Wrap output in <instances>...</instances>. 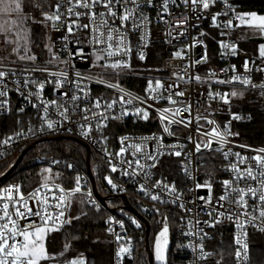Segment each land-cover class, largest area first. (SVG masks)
Wrapping results in <instances>:
<instances>
[{"label":"snow or ice","instance_id":"obj_1","mask_svg":"<svg viewBox=\"0 0 264 264\" xmlns=\"http://www.w3.org/2000/svg\"><path fill=\"white\" fill-rule=\"evenodd\" d=\"M148 5H152L153 0H146ZM176 4V0H162L161 8L162 13L160 18L163 19L165 15H171L169 11V4ZM182 3L186 10H191L193 12L209 11L213 6L217 4H223L225 7L216 13H211L209 15L211 18V23L213 27L218 29L219 36L221 39L217 40L221 52V56H237L239 54L238 43L236 40H231L233 33L238 29H249L250 33H245L241 31L239 39H244L245 35L257 36L264 39V15H258L255 12L251 13H240L236 11V8L229 3V0H182ZM134 5L137 9L139 8L138 0H56L54 4H50L48 8L45 9L42 0H33V7L40 10V15L43 17L39 23L50 24L51 27L64 26L62 23V17L64 16H75L79 19L81 16H86L89 18L91 23L78 25L84 29H90L92 33L91 43L94 46L95 52V62L92 64L93 68L99 69V73L95 75L94 82L97 84H102L108 88H119L121 92H124L120 88L119 84H113L111 80L105 79L106 76H120L123 74L125 69H130L131 65L126 59L127 53L131 51L130 47L125 43L127 33L129 30V22L132 29L139 30L143 28L148 22L146 16L137 17L136 11L130 8L129 5ZM179 7V5H176ZM25 0H0V16L16 17L9 20H5L0 23V36H4V44H12L15 42L16 46L13 47L12 53H14L19 61H27L32 63V67L27 66L22 68H11L8 67L4 61L9 60V55H0V97L7 96V84L6 81L10 76H15L17 72L21 73H35L41 72L47 76L54 77V79H45L43 82L36 79L26 78L23 81H17L21 83L23 87H28V85H38L39 91L36 93H29L28 95L39 96L40 91L45 87L46 83L53 85L54 91H59L62 98V102L58 103L56 100L44 102L41 101L40 105L34 104V107H39L43 115L41 119L44 121L40 131H44L45 127L49 131H56L58 127H62L61 121H54L49 116L50 106H55L59 111V116L63 121L71 120V113L78 112L81 116V120L85 123H78V128L80 129V135L85 138H89L93 129L102 130L107 127L104 123L109 119L120 120L125 116H135L137 119L148 121L150 118L149 109H154V104H148V100H166L170 105H176L173 109L171 107H165L162 109L155 108L159 115V119L162 124V131L168 136H174L175 132L172 130L173 125L182 126L187 129H191L193 123H195V133H190L187 136L189 142L194 144V151L189 153H182V151H174L169 153L177 157L184 155V160L181 161L182 169L184 173L191 176V163L192 157L202 152L209 153H220L225 160H229L230 156H235L236 161H229L226 170L234 173L231 179L223 180L222 186L224 188V193L219 195L215 202H213L211 189L212 184L209 181H205L203 184H197V188H207L209 190V196L200 197L197 196V201H203L207 208V214L209 220L203 223L207 224L209 227H215L217 224L223 223L224 220H230L236 226L237 231L243 232L245 239L242 241L239 236L234 237V242L236 244L235 258L239 260L242 256L244 261L248 260V248L247 243V231L246 225H251L257 227L259 231L264 232V148L259 150H252L256 152V155L252 157H243L238 152H232L231 147L225 150V145L231 144L229 137L237 136L238 133H233L231 131V119L221 128L215 120L209 119L210 115L209 109L211 105L205 107L201 110L200 100L188 101V100H177L176 97H185L186 89L182 88L178 81H185L184 75L180 72H173V77L175 79L169 82H162L159 79H149L146 88V97L141 98L139 96H132L131 93H124L118 99H113L111 101L103 100L102 97H98L94 102H91V107L85 106L80 107L79 101L84 97L89 96L90 89L83 82L85 80L92 81V76L85 77L82 73L76 72L75 79L69 80L68 73L66 71L60 70L56 72H51L48 67H38L35 65L37 56L35 54L29 55L30 49L26 46H21L19 44L20 39L27 40L26 30L22 29V24L24 21L31 19L25 14ZM64 9L61 12V9ZM104 9V11H98V9ZM199 19V17H196ZM116 19L120 20L118 26L115 25ZM111 21V22H110ZM167 22V21H165ZM73 24L76 21L72 22ZM189 23V17L181 13L175 20L173 28H184L185 25ZM69 32L73 31V27L69 25L67 27ZM20 31H25L23 37L20 36ZM186 32H177L173 36L172 29L169 30L167 35L172 37V39H178L180 36L185 35ZM208 34L201 32L199 37L193 38L192 43L187 47L177 50L173 53V59H190L187 56L189 49L202 47L204 49L203 53L200 55L199 59L191 60V63L180 65L179 68L181 72L187 73L189 68L195 69L201 64H206L209 60L207 45L204 43L203 37ZM14 37L9 39V37ZM144 38L142 37V40ZM143 48L147 47V43L142 44ZM21 50L24 54L21 55ZM51 50V49H49ZM74 56L84 57L85 53L83 49L73 54ZM116 57H120L117 59ZM145 54L143 51L139 54L140 60H145ZM58 59V57L53 56L47 63L52 64L53 60ZM257 59L261 61L260 65L256 66V70L264 73V43L258 45L257 48ZM11 63H16V61H11ZM61 63H67V61H61ZM256 61L251 57H248L243 62V68L245 73L251 72L253 69L250 67L251 64H255ZM6 69V70H4ZM231 69L236 71V66L231 65ZM222 71L227 72L228 69H223ZM216 76L214 70H210L208 73L209 80L211 77ZM189 80H195L200 82L202 77L200 75L193 74L188 77ZM234 82H239L243 85H251L256 87L257 85L252 84L251 79L247 75H233L228 79H218L213 83H218L221 85L232 84ZM67 85V88L65 86ZM259 87L264 88V84L259 85ZM179 89V90H177ZM17 91H20L18 88ZM167 92L165 96L163 93ZM79 93V94H78ZM82 94V95H80ZM21 95H24L21 92ZM242 92L231 91V92H220V91H208L207 100L216 101L219 100L223 104H230L231 98L242 96ZM127 96L128 99H125ZM28 97L25 96V99ZM66 102H63L65 101ZM134 101H139L140 104L146 105V107L134 106L131 110L124 107L122 111L118 114L114 111V106L119 104L123 105H133ZM7 103L6 100H0V108H3ZM96 110H100L97 112ZM112 110L109 115V111ZM22 111V109H21ZM187 113V116L183 115ZM195 113V114H193ZM180 116V119H176ZM171 117V118H170ZM232 119L240 120L242 117L236 113H232ZM95 121V123H93ZM203 121L204 123H201ZM205 123L211 125L210 129L205 128ZM32 132V129H28ZM71 131V129H68ZM24 135L23 130L17 132L16 136ZM13 137H9L4 140L3 143L7 144ZM101 141H106L107 136L103 135L101 131ZM131 138L128 136L120 137L121 148L119 152L110 153L106 149H102L106 157H108L109 171L110 173H116L120 171V175L124 177H135L142 174L145 181L151 180V175L146 171L147 168L156 167V162L160 155L157 154H146L143 158L148 161H152L151 164H141L140 157L137 156L141 153L142 147L140 144L127 143ZM143 140L151 139H161L160 137H144ZM213 143L217 146L213 147ZM173 148L176 145L171 146ZM182 147V146H181ZM241 147L248 148L247 145H241ZM130 149H134L131 152L133 157L136 159H120L117 164L112 162L114 157H123L125 152ZM250 161H255L254 165L247 167H241ZM57 163V162H54ZM67 167H71L68 165ZM131 169V171H129ZM139 170V171H137ZM45 172L51 173L52 169H45ZM103 179L111 186L112 190H116L118 185L113 181L111 175H105ZM81 178L76 177L75 187L69 190L56 185L57 189L65 195L55 196L53 195L51 199L57 201L56 204H50L47 195L41 200L39 198L40 188H37L32 194H30L29 199L32 200L31 205H29V200L25 199L24 194L19 191V186L13 185L4 191L7 193L6 196H0V264H41L42 261H53L57 258V255H64L63 252L59 254H50L47 252L44 239L50 231H58L64 223H70V219L61 218L65 216V212L61 209L70 206L66 204V198L74 195L75 193H80L82 191V186L80 184ZM244 182L246 187H238L240 182ZM249 181L255 182L258 186L254 187ZM42 188L48 189L47 182L41 185ZM158 191H154L157 190ZM138 191L144 196H147L153 202H159L162 204L171 203L179 207L184 213H191L192 209L186 207L184 203H179L180 194L174 183L169 184L166 179H160L152 181L150 184L142 183L139 185ZM16 193V195H13ZM164 194L173 197L171 200H166L163 198ZM87 195L91 197L92 193L88 192ZM251 201V202H250ZM82 203L84 201H81ZM95 203L94 201H90ZM225 203L229 207L225 208ZM197 207H201L197 205ZM52 209V211H49ZM223 209V211H221ZM152 211L156 215L161 216L158 223L162 224V228L159 233L155 236L154 241V254L155 259L158 264H167L166 255L167 248L169 244L170 226L168 223L169 217L166 214L160 213L159 208H153ZM86 215V213H85ZM243 218V219H242ZM73 219H79V217H74ZM130 222L135 225L136 228H140L141 224L132 217H129ZM180 221H184L185 217L181 216ZM23 221V224L21 223ZM259 221V224L256 222ZM120 227H124L122 221H117ZM191 223V221H188ZM201 222L197 219L195 225H193V231L184 232L183 226L181 227V232L186 236L199 235V232L203 231L199 229L195 230L196 225ZM111 230V229H110ZM207 236L201 237V242L198 247L200 248V255L198 259L204 260L211 257L213 253H208L204 251L203 239ZM122 237L117 235V240H121ZM129 247L121 245L119 253H127L131 256L132 248L131 241H128ZM65 250L69 247L65 245ZM195 251V248H194ZM118 253V255H119ZM66 264H84L83 260L73 259L71 261H66ZM219 264V262H216Z\"/></svg>","mask_w":264,"mask_h":264},{"label":"built area","instance_id":"obj_2","mask_svg":"<svg viewBox=\"0 0 264 264\" xmlns=\"http://www.w3.org/2000/svg\"><path fill=\"white\" fill-rule=\"evenodd\" d=\"M229 3H231L235 8L236 11H238L236 4L234 3V0H229ZM139 8L137 9L134 5H129L130 8H133L136 11L137 17L143 15L148 18V22L146 25L139 29L135 30L131 28L130 22H129V30L127 33V37L125 39V43L130 47L131 51L127 53L126 59L131 65L130 69H127L128 72L123 73L121 75H124L122 77H138L139 74L135 72V64L137 63H145L149 57H150V51L151 47L161 44L165 45L166 51L169 53L168 56H165L162 59L161 66L159 69V72H161L159 77L157 79L161 80L162 82H169L172 79H175L173 77V72H180L181 75H184L185 83L184 81H178V83L181 84L182 88L186 89L185 97H176L177 100H188V101H196L200 100L201 102V110L205 107H208V105H211L209 112L210 115L208 116L209 119H213L216 121V123L223 128V126L231 119V131L233 133H236L234 130V119H232V113H236L237 108H256L261 111H264V88L259 87V85L264 84V73L259 72L256 70V66L261 64V61L257 59V56L250 50L243 48V45L249 44L251 42L250 35H245L244 39H239V36L241 34V31L248 33L249 29H238L236 32L233 33L231 40H236L239 46V54L237 56H221V52L223 51L220 49L218 45V51L216 52V59L214 62H208L206 64H201L197 66L195 69L189 68L187 73L181 72L179 66L184 65L187 63H191V60L199 59L200 55L203 53L204 49L202 47H196L189 49L187 56L190 57V59H173V53L177 50L183 49L190 45L192 43V39L199 37V34L201 32H205L208 35L203 37L204 43L207 45V52L208 56H210L209 53V46L207 42V38L210 37L213 40L217 41L221 39L219 36L218 29L213 27L211 23V18L209 15V11L211 13H216L221 11L225 6L223 4H217L213 6L209 11H200L197 10L195 12L191 10H186L182 0H176V4H169V11L171 15H165L163 19L160 18V14L162 13V0H153L152 5H148L146 0H138ZM176 5H179L177 7ZM64 9H61V12H63ZM98 11H104V9L100 8ZM185 14L189 17V23L184 26V28H173V24L176 20V18L181 14ZM196 17H199L197 19ZM76 21L75 24L72 22ZM167 21V22H165ZM111 22V21H110ZM62 23L64 26H57V27H51L49 29L48 35H47V46H48V55H38L37 60L35 62V65L38 67H48L51 72L56 71H66L68 73L69 80L75 79V73L80 72L85 77L92 76L93 80L88 81L85 80L83 83L87 85V88L90 89L89 96L84 97L81 101H79V105L81 108L88 106L91 107V102H94L96 98L102 97L103 100L111 101L113 99H118L120 96H123L124 93H131L132 96H139L141 98L146 97V91L144 92H137L135 90H132L122 84L120 81V88L124 90V92H121L119 88H108L102 84H97L94 82L95 75L99 73V69L93 68V59L92 56L95 54L94 52V46L91 43V37L92 33L90 29H84L82 27H78V25L83 24H89L91 21L86 16H81L79 19H77L75 16H64L62 17ZM120 24V20L116 19L115 25L118 26ZM71 25L73 27V31L69 32L67 30V27ZM172 29L173 36L176 35L177 32H186L185 35L180 36L178 39H172V37H169L167 33L169 30ZM215 32V35L214 33ZM142 37L144 38L142 40ZM147 43V47L143 48L142 44ZM218 44V43H217ZM51 49V50H49ZM80 49H83V52L85 53L84 57L74 56L73 54L78 52ZM143 51L145 54V60L139 59L140 52ZM53 56L58 57V59L53 60L52 64H48L47 62L53 58ZM248 57H251L253 60L256 61L255 64H251L250 67L253 69L249 73L244 72L243 68V62ZM119 59L120 57H116ZM11 61H16V63H11ZM61 61H67V63H61ZM4 63L11 68H22V67H29L31 68L33 65L31 62L27 61H19L17 58L9 57V60L4 61ZM231 65L236 66V71H233L231 69ZM223 69H228L227 72L222 71ZM6 70V69H4ZM210 70H214L216 72V76L211 77V81L209 80L208 73ZM196 74L200 75L202 77V80L200 82H196L195 80H189L188 77ZM247 75L251 81L252 84L257 85L256 87H252L251 85H243L239 82H234L232 84H225L221 85L218 83H213L214 81L218 79H228L233 75ZM148 75V74H147ZM157 75V74H152ZM115 75H112V77ZM106 76L105 79H107ZM146 77V75H145ZM36 79L38 81L43 82L45 79H54V77L47 76L46 74H43L41 72H35V73H21L17 72L15 76H10V78L6 81L7 84V96L6 97H0V100H6L7 103L4 105L3 108H0V117L6 116L12 112L15 108H20L22 110L24 109H33V111L36 112V116L39 117L40 124L37 127H33L32 132H29L27 130H23L24 135L22 136H16V133L8 135V136H0V160L4 158L7 154H9L12 151L16 150H23L28 148L29 146H32L36 143H38L41 140L44 139H59V138H67L71 140H77L82 144L87 145L90 150L91 154H96L99 159L106 165L108 164V157L105 156L104 151L102 149H106L110 153H116L119 152L121 148L120 143V137L128 136L131 139L129 141H126L127 143H136L140 144L142 147L141 153H138L137 156L140 157V163L141 164H151L152 161L145 160L143 157L148 154H157V153H163V155H160L158 158V161L156 162V167L154 168H147L146 171L150 173L151 180L145 181L144 176L142 174L137 175L135 177H124L120 175V171H117L116 173L123 177L127 183H119L118 188L116 190H112L111 186L108 185L105 182H102L100 184V191L98 189L97 184V191L96 193L92 180L88 174L82 173L81 174V182L84 185H87L86 189H82L80 194H84L85 199L89 205L94 206L96 209L103 211L106 214V221H107V227L108 232L111 238L112 243V252H113V264H128L133 259V241L128 231V226L132 223L130 222L129 217L127 215H121L117 209L107 204L108 200L114 199L115 196L123 195L126 191L129 189H133L134 191H138L139 185L142 183H148L150 184L152 181L160 180L155 176V171L161 162V160L165 157L169 156H175L171 155L169 153H172L174 151H182V153H189L194 151V144L189 142L187 139V136L190 133H195V123L191 126V129L184 128L182 126L173 125L172 130L175 132L174 136H168L166 133H163L162 131V124L159 119V115L155 108H165V107H171L175 108L176 105H170L166 100L160 99V100H148V104H154V109H149V112L152 113L159 126L160 130L149 133V134H140V135H124L120 136L117 141V145L115 149H112L105 145L101 139H100V132L104 131L114 119H109L105 121L104 123L107 124L106 128H103L102 130L93 129V131L90 134L89 138H85L84 136L80 135V129L78 128V123H85L83 120H81V116L78 112L71 113V120L70 121H63L62 118L59 116V111L61 109H58L55 106H50L48 116L54 120V121H61L63 126L58 127L56 131H49L46 129L44 131H40V128L44 121L41 119V116L43 115L42 111L39 107H34L33 105H40L41 101L48 102L52 100H56L58 103L62 102V98L60 96L59 91L53 90V85L50 83H46L45 87L42 91H40L39 96L36 95H28L29 93H36L39 91L38 85H28V87H23L21 83H17V81H23L24 79ZM150 79L151 77H147ZM121 79V80H122ZM154 79V78H153ZM20 89V91H17V89ZM67 88V85L65 86ZM146 90V89H145ZM179 90V89H177ZM220 91V92H231V91H237L242 92V96H237L231 98L230 104H223L221 101L216 100H207V92L208 91ZM21 92L24 93V95H21ZM79 94V93H78ZM165 96L168 94L167 92L163 93ZM82 95V94H80ZM25 96L28 98L25 99ZM125 99H128L127 96H124ZM63 102H66L63 101ZM134 106H140V107H146V105L140 104L139 101H134L133 105H123V104H117L114 106V111L118 114L124 107L129 108L130 110ZM99 112L100 110H96ZM112 110L109 111V115L111 114ZM195 114V113H193ZM183 115L187 116V113H184ZM125 118V117H123ZM171 118V117H170ZM176 119H180V116H177ZM95 123V121H93ZM201 123H204L201 121ZM212 126L207 125L205 123V128L210 129ZM68 129H71V131H68ZM21 132V131H20ZM160 137L161 139H151V140H143L144 137ZM9 137H13L12 140H10L7 144L3 143L4 140H7ZM231 140V144L225 145V150L227 148L231 147L232 152H238L243 157H252L256 155L255 151L252 150H259L261 148H264L262 146H257L250 144L248 142H245L241 140L238 136H232L229 137ZM176 145L177 147L173 148L171 146ZM241 145H247L248 148L241 147ZM182 146V147H181ZM217 144L213 143V147H216ZM36 151V160L39 162H45L49 166H56V165H62L69 163L71 166L76 167V164L66 157H44L40 154L38 151V147L35 146L34 149ZM134 151V149H130L128 152H125L123 157H114L112 162L114 164H117L120 159H129V160H135L136 157H133L131 155V152ZM209 152L205 151L201 154L194 155L192 157V163L190 165L191 167V176L186 175L185 173V179L187 182V185L184 190L178 191L180 194V201L179 203H184L186 207L191 208V213H184L182 210L177 207L176 205H173L171 203H168L171 206H174L178 208L181 212V215L185 217V220L182 221L183 231L189 232L193 231V225H195V221L198 219L201 223L199 225H196L195 230L198 231L199 229H202L203 231L199 232V235L194 236H186L183 235L185 238L188 256H189V263L188 264H208L210 262L216 261V255L213 253L211 257H208L207 259L200 260L198 259L200 255V248L198 247L199 243L201 242V237L204 236V233H207V236L204 237L202 243L204 246V251L208 253H212V251L209 250L208 244L210 241H212L215 237L214 230L218 228H224V227H233V235L239 236L240 239L243 241L245 239L243 232H239L236 229V226L234 223L230 220H224L223 223L217 224L215 227H209L207 224L203 223L206 220H209V216L207 214V208L208 206L204 205L203 201H197L196 197H207L209 196V190L207 188H197L196 185L203 184L200 180V168L204 166V160L203 156ZM183 159L185 158L184 155L181 156ZM224 159V158H223ZM229 161L235 162L236 157L230 156L229 160L224 159V164L221 166V171L223 174V178L219 180V186H218V192H215V186L212 184L211 189V195L213 202H215L216 198L224 193V188L222 186L223 180L231 179L234 173L226 170L229 164ZM57 162V163H54ZM255 161H250L249 163H246L245 165H241V167H247L250 165H254ZM131 171V169H129ZM139 171V170H137ZM97 183V182H96ZM254 187H257L258 185L255 182L249 181ZM17 185L16 183H9L6 185L0 196H6L7 193L4 191V189L9 188L10 186ZM56 185H59L63 187L62 185L58 183H51L48 184V188L51 189V191H48L46 188H42L41 186H37L32 188L26 193H23L20 186L19 191L24 194L25 199L29 200V205H31L32 200L29 199L30 194H32L37 188H40V194L39 198L43 200L45 195L49 198L50 204H56L57 201L54 199H51L53 195L60 196L65 195V193H61ZM238 187H246L244 182H240ZM64 188V187H63ZM66 189V188H64ZM69 190V189H66ZM154 191H158L154 190ZM88 192H91L92 195L89 197L87 195ZM139 192V191H138ZM141 193V192H139ZM76 194V193H75ZM13 195H16V193H13ZM141 195L143 198L147 201L150 200L147 196H144L142 193ZM124 196V195H123ZM73 195L66 198L65 203L69 204L70 206L64 207L61 206V209L65 212V216L61 219H70L71 217V211L73 206ZM166 200H171L173 197L168 196L167 194H164L163 196ZM123 206L125 205V200L122 198ZM90 201H94L95 203H91ZM127 201L129 199L127 198ZM153 202V201H152ZM251 202V201H250ZM197 205H200L201 207H197ZM229 207L227 203H225V208ZM49 211H52V209H49ZM223 211V209H221ZM243 219V218H242ZM117 221H122L124 223V227L121 228L120 224L117 223ZM188 221H191V223H188ZM23 224V221H21ZM259 224V221L256 222ZM68 223H64L62 227L57 225L59 229L64 228ZM111 229V230H110ZM246 231L248 233L247 235V243L249 245L248 248V260L244 261L243 256L237 260L235 258V264H251V258H250V242H251V234L257 233L261 234L264 238V232H261L258 230L257 227H253L251 225H246ZM181 232V229H180ZM182 233V232H181ZM117 235L121 236V240H117ZM131 241V248L132 253L131 256H129L127 253H119V249L121 245L125 247H129L128 241ZM236 244L234 242V248L236 249ZM195 248V251H194ZM119 253V255H118ZM54 264V263H53Z\"/></svg>","mask_w":264,"mask_h":264},{"label":"trees","instance_id":"obj_3","mask_svg":"<svg viewBox=\"0 0 264 264\" xmlns=\"http://www.w3.org/2000/svg\"><path fill=\"white\" fill-rule=\"evenodd\" d=\"M55 2L56 0H42L47 10H50L48 6ZM234 3L240 13L255 12L258 15H264V0H234ZM25 4V14L31 17V19L26 20L31 37V54L45 55L47 35L51 25L39 23L43 17L40 15V10L33 7V0H25ZM213 33L215 35V32ZM207 42L210 53L209 61L214 62L219 48L218 44L210 37L207 38ZM243 48L247 49L248 44L243 45ZM7 50L6 48L4 52ZM168 55L165 45L158 44L151 47L149 59L145 63H137L134 66L135 72L139 76L125 77L121 80L122 84L137 92H144L149 80L145 75H160L159 69L162 59ZM236 112L242 117L240 120H234V130L239 134L237 136L245 142L264 147V111L256 108H237ZM36 115L33 109L28 108L21 111L20 108H15L10 114L1 116L0 136H8L39 126L40 120ZM159 130L160 126L152 113H150L148 121L129 115L120 120H113L102 131L103 135L107 136V140L102 142L115 149L120 136L149 134ZM99 136L101 137V132ZM37 147L42 156L66 157L74 162L77 168L67 167L70 165L69 163L49 166L45 162L37 161L36 151L31 150L11 175L0 183V194L9 183L18 184L23 193L39 186L44 181L55 182L66 189H72L75 187L77 176L81 178L82 173L88 174L87 152L81 143L67 138L44 139L39 141ZM24 150L12 151L0 160V177L12 168ZM182 160H184L182 157L177 156L163 158L155 171V176L158 179H166L169 184L174 183L178 191L184 190L187 182L182 169ZM203 160L204 166L200 180L202 183L205 181L213 183L215 192H218L219 180L223 178L221 171V166L224 164L223 156L220 153H207L203 156ZM47 167L52 169L48 180L45 177ZM91 168L99 191L100 184L102 182L107 183L103 179L105 175H111L116 184L127 183L117 173H110L109 166L104 164L94 153L91 154ZM80 184L82 189L87 188V185H84L81 180ZM123 195L129 199L132 207L149 222L151 226L149 242L152 250L155 236L162 228V224L158 223L161 216L156 215L152 209L154 207L159 208L160 213L168 215V223L172 230V243L168 251L167 264H188L189 256L185 238L179 230L183 224L179 219L182 216L180 210L169 204L147 201L141 193L133 189H129ZM123 195L115 196L114 199L108 200L107 204L117 209L121 215L135 218L141 224L140 228H136L133 224L128 226L133 241V259L128 264H150L146 249V225L125 210L121 199ZM72 199L71 222L58 231H50L45 240V248L48 253L59 254L63 252L64 255H57L55 260L42 261L41 264H66V261L78 258H83L85 264H113L112 243L108 232L106 214L89 205L84 194L76 193ZM74 217H79V219H73ZM233 232V227L214 230L215 237L209 242L208 248L216 255L217 259L208 264H216V262L235 264ZM65 245L69 246L67 250H65ZM250 258L251 264H264V238L261 234H251Z\"/></svg>","mask_w":264,"mask_h":264},{"label":"rangeland","instance_id":"obj_4","mask_svg":"<svg viewBox=\"0 0 264 264\" xmlns=\"http://www.w3.org/2000/svg\"><path fill=\"white\" fill-rule=\"evenodd\" d=\"M12 18H16V17H7V16H0V23H3L5 20H9V19H12ZM22 29H24V30H26V33H27V40H25V39H20L19 40V44L23 47V46H26V47H28L29 49H30V52L28 53L29 55H31V37H30V33H29V29H28V27H27V24H26V21H24L23 22V24H22ZM250 31L251 30H249V32L248 33H250ZM25 35V31H20V36L21 37H23ZM251 37H257V36H251ZM4 39H5V37L4 36H0V55H9V53H12V49H13V47H15L16 46V44H15V42L14 43H12V44H4L3 43V41H4ZM9 39H13L14 40V37H9ZM261 43H264V41H262V42H250L249 44H248V50H250V51H252L256 56H257V48H258V45L259 44H261ZM8 49L6 52H4L5 51V49ZM45 49H46V52H45V55H48L49 54V51H48V46H47V44H46V47H45ZM21 55H23L24 54V52H23V50H21V53H20ZM10 57H13V58H17L16 57V55L14 54V53H12L11 55H10ZM92 59H93V63L95 62V54L92 56ZM128 72H130V71H128L127 69H125L124 70V72L123 73H128ZM124 75H120V76H109V77H107V80H111V82L113 83V84H116V83H118V84H120V81H121V79H122V77H123ZM147 77H151V79H157L159 76L158 75H152V74H148V75H146V78ZM49 167H47L46 169H48ZM201 171H202V168H200V175H201ZM45 177H46V180H48L49 178H50V173H48V172H46L45 173ZM45 182H47V184H51V183H55V182H51V181H44L43 183H45ZM42 183V184H43ZM42 184H40L39 186H41ZM182 227V226H181ZM181 227H180V229H181ZM179 229V230H180ZM159 233V232H158ZM48 235V234H47ZM169 244H168V248H167V255H166V261L168 262V251H169V248H170V245H171V243H172V230L170 229V235H169ZM45 240H46V237H45V239H44V245H45ZM154 241H155V239H154ZM152 253H153V258H154V261H155V263L156 264H158V262L156 261V259H155V254H154V243H153V250H152ZM78 260H83L84 261V264H85V260L83 259V258H78ZM51 264H53V263H51ZM55 264V263H54Z\"/></svg>","mask_w":264,"mask_h":264},{"label":"water","instance_id":"obj_5","mask_svg":"<svg viewBox=\"0 0 264 264\" xmlns=\"http://www.w3.org/2000/svg\"><path fill=\"white\" fill-rule=\"evenodd\" d=\"M264 41V39H261L259 37H255V38H251V42H262ZM76 142H79L77 140H74ZM39 143V142H38ZM38 143L32 145V146H29L28 148H26L20 155V157L18 158V160L15 162V164L12 166V168L2 177H0V183L3 182L4 180H6L10 175L11 173L19 166V164L22 162L23 158L31 151L34 149L35 146L38 145ZM80 143V142H79ZM82 144V143H81ZM85 149H86V152H87V158H86V162H87V167H88V174L92 180V184H93V187L96 191V193L98 194V191H97V183H96V178L92 172V168H91V150L90 148L85 145V144H82ZM99 195V194H98ZM122 198L125 200L124 202V208L126 211H128L129 213H131L133 216H135L136 218H138L139 220L143 221L146 225V249H147V252H148V257H149V263L150 264H155L154 263V258H153V253H152V249H151V246H150V242H149V238H150V234H151V226L149 224V222L141 215L139 214L131 205L130 202L127 201V197L124 195L122 196Z\"/></svg>","mask_w":264,"mask_h":264}]
</instances>
